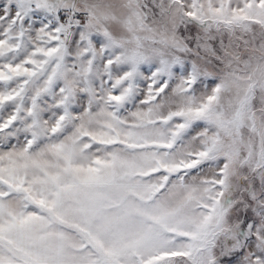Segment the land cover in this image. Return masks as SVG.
<instances>
[{
    "label": "snow or ice",
    "instance_id": "obj_1",
    "mask_svg": "<svg viewBox=\"0 0 264 264\" xmlns=\"http://www.w3.org/2000/svg\"><path fill=\"white\" fill-rule=\"evenodd\" d=\"M0 264H264V0H0Z\"/></svg>",
    "mask_w": 264,
    "mask_h": 264
}]
</instances>
